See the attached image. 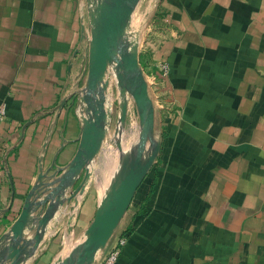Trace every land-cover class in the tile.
Returning <instances> with one entry per match:
<instances>
[{"label": "crops", "instance_id": "obj_1", "mask_svg": "<svg viewBox=\"0 0 264 264\" xmlns=\"http://www.w3.org/2000/svg\"><path fill=\"white\" fill-rule=\"evenodd\" d=\"M158 1L164 37L148 63L134 50L154 114L153 159L110 238L81 264H99L121 234L115 264H264V0ZM82 36L78 0H0V264H12L10 228L30 193L18 264L70 258L130 165L121 157L100 194L97 157L128 151L127 129L141 140L111 60L97 150L73 167L93 117L77 84Z\"/></svg>", "mask_w": 264, "mask_h": 264}, {"label": "water", "instance_id": "obj_2", "mask_svg": "<svg viewBox=\"0 0 264 264\" xmlns=\"http://www.w3.org/2000/svg\"><path fill=\"white\" fill-rule=\"evenodd\" d=\"M131 3L132 0H111L103 10L102 24L91 48L88 82L89 88L91 90L95 89L101 74L107 69L109 61H116L125 74H120L119 78L120 80H127L139 111V117L143 124L141 134V143H143L152 128L154 119L148 95V85L141 71L137 53L129 51L126 45L119 44V35L130 11L129 5ZM106 86L107 83L103 82L102 89H105ZM86 101L91 106L93 117L85 122L82 129L80 148L74 157V168L82 165L85 156H91L96 152L101 136L100 125L104 117L103 97H94L93 103L88 99ZM141 147V145L138 146L135 161L131 162L127 168H123L125 174L101 208L96 211L88 227L86 237L76 246L70 258L64 260L63 264H81V262L90 259L96 249L104 246L110 238L119 220L127 210L143 174L153 159V155H150L146 161H141ZM31 196L32 193L28 195L20 214L10 228L16 243L22 237L29 216ZM46 221L47 218H40L38 224L41 226ZM38 239L39 235L35 237V240ZM16 243L8 247L12 264L19 263V256L23 247V244Z\"/></svg>", "mask_w": 264, "mask_h": 264}, {"label": "rangeland", "instance_id": "obj_3", "mask_svg": "<svg viewBox=\"0 0 264 264\" xmlns=\"http://www.w3.org/2000/svg\"><path fill=\"white\" fill-rule=\"evenodd\" d=\"M82 8V45L79 51V60L82 62L81 69L78 77V89H80V97L82 101L86 103L87 108L89 103L86 101L90 100L91 103L94 102V97L102 96L104 100L103 104V115H105V108L107 106V100L112 93V82L113 76L111 73L112 65L106 69L102 74L95 89L91 90L89 88V66H90V54L93 41L97 38V34L100 30L102 24V13L107 4L111 0H78ZM158 0H132L129 5L130 11L126 16L123 24L121 34L119 35V44L126 45L129 51H134L139 49L140 55H146L150 57L151 51L154 45L158 43L160 39L164 36L161 34L162 27L159 21L158 15ZM99 15V16H98ZM101 15V17H100ZM98 18V19H97ZM98 21H97V20ZM95 21V22H94ZM97 24V25H96ZM96 25V26H95ZM97 27V28H96ZM95 31H97L95 33ZM164 34V33H163ZM145 56V62H147ZM144 60V59H143ZM148 63V62H147ZM145 67V66H143ZM146 74H148L145 71ZM143 76H146L143 73ZM148 79V78H147ZM103 82L107 83L105 89H102ZM114 88V87H113ZM79 96V95H78ZM91 120V116L87 117L86 120ZM104 119V117H103ZM125 146L128 147V151L122 152L123 154L118 158L117 154L114 152H105L101 156L97 157V162L95 164V170L98 174L97 184L98 191L100 194L103 193V189L107 183L111 180L112 175L117 169L119 159L121 158L123 162H133L137 156L136 152L133 151L134 142L137 139V130L127 129ZM137 147L141 145V161H146L151 155V152L155 149L152 140L148 137L143 143L141 140L135 142ZM141 143V144H140ZM132 156V157H131ZM143 156L146 158H143ZM83 240V239H82ZM74 243L76 240L74 239Z\"/></svg>", "mask_w": 264, "mask_h": 264}, {"label": "built area", "instance_id": "obj_4", "mask_svg": "<svg viewBox=\"0 0 264 264\" xmlns=\"http://www.w3.org/2000/svg\"><path fill=\"white\" fill-rule=\"evenodd\" d=\"M168 66L166 63H162L160 65V71L162 74L167 73ZM150 78L153 81L156 78L155 73H150ZM5 117V105L2 103L0 105V122L4 119ZM125 234H121L118 236L116 242L111 246V248L108 250L104 258L100 261L99 264H115L120 252L121 248L125 243Z\"/></svg>", "mask_w": 264, "mask_h": 264}, {"label": "bare ground", "instance_id": "obj_5", "mask_svg": "<svg viewBox=\"0 0 264 264\" xmlns=\"http://www.w3.org/2000/svg\"><path fill=\"white\" fill-rule=\"evenodd\" d=\"M98 16H99V15H98ZM100 17H101V15H100ZM97 19H98V18H97ZM97 19H96V20H97ZM102 19H103V18H102ZM97 21H98V20H97ZM94 22H95V21H94ZM96 25H97V24H96ZM96 25H95V26H96ZM96 28H97V27H96ZM96 32H97V31H95V33H96ZM97 35H98V34H97ZM97 97H98V96H97ZM131 157H132V156H131ZM143 158H145V157L143 156ZM145 159H146V158H145ZM81 263H82V262H81Z\"/></svg>", "mask_w": 264, "mask_h": 264}]
</instances>
